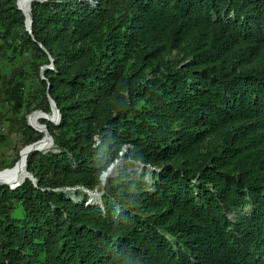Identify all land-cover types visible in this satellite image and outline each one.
<instances>
[{"label": "trees", "instance_id": "obj_1", "mask_svg": "<svg viewBox=\"0 0 264 264\" xmlns=\"http://www.w3.org/2000/svg\"><path fill=\"white\" fill-rule=\"evenodd\" d=\"M31 9L32 35L0 0V48L28 57L0 69V122L41 141L22 112L51 114L49 86L61 120L35 181L0 187V264H264V0Z\"/></svg>", "mask_w": 264, "mask_h": 264}, {"label": "rangeland", "instance_id": "obj_2", "mask_svg": "<svg viewBox=\"0 0 264 264\" xmlns=\"http://www.w3.org/2000/svg\"><path fill=\"white\" fill-rule=\"evenodd\" d=\"M87 1H90V0H87ZM1 45L2 44H0V47H1ZM27 58L28 57H22V55L19 51L14 53L12 50H9L7 48L6 49L0 48V69H2V71L8 76V75H10V73L13 70L17 69L18 67H20L22 65H25ZM31 115L32 114H30L27 111V109H24L22 112V117H27V120H29ZM7 118H8V116H6V115L1 116L0 128L2 130L3 135L6 137V144L1 147L0 155L3 156V159L7 163L10 164V163L15 162L16 159L18 158V156H20V158H21V152L23 150H21V152H20V149H21L22 145L24 144V139H23L22 135H18L14 132V130L11 128L10 122ZM43 121H45V120H43ZM56 125H58V124H56ZM33 130H35V129H33ZM53 149H54V147L51 150H53ZM51 150H49V151H51ZM49 151H47V152H49ZM47 152H42V153H47ZM124 164H125L124 161H121V164L119 167L123 166ZM138 169H139V172H141V173L143 172L142 167L138 166L137 170ZM118 170H119V168H118ZM118 170L111 177H117L118 176ZM111 177H109V178H111ZM103 184L104 185L106 184L105 180H103ZM78 190H81V189H78ZM75 192H76L75 190H69V195L73 196V198L75 200H77L78 198H77ZM86 192H88V194H89L90 203H97V202L101 203V199H102V192L101 191H99V192L98 191H94V192L86 191Z\"/></svg>", "mask_w": 264, "mask_h": 264}, {"label": "bare ground", "instance_id": "obj_3", "mask_svg": "<svg viewBox=\"0 0 264 264\" xmlns=\"http://www.w3.org/2000/svg\"><path fill=\"white\" fill-rule=\"evenodd\" d=\"M32 3V0H19V5L22 10L27 14V16L30 14V8ZM29 120L32 128L44 135V138L38 144V146L41 148V151L47 152L51 150L54 147V143L49 138L47 125L43 124L42 121L45 120L55 124V122L57 121L56 113L52 112L51 114L46 116L43 115L41 112H36L30 116ZM30 154L31 153H29L28 150H23V152L21 153V160L16 164L13 169H6L0 172V185L11 187L12 185L16 184H23L24 181L29 178L30 175L27 172V157ZM120 164L121 161L113 165L109 169V171L103 176V180L107 181V179L118 170Z\"/></svg>", "mask_w": 264, "mask_h": 264}, {"label": "water", "instance_id": "obj_4", "mask_svg": "<svg viewBox=\"0 0 264 264\" xmlns=\"http://www.w3.org/2000/svg\"><path fill=\"white\" fill-rule=\"evenodd\" d=\"M33 2H44V1H47V0H32ZM91 1V0H90ZM17 5H18V8H19V10H21L23 13H24V15L26 16V18H27V31L32 35L33 34V18H32V15H31V11H32V9L30 8V14L27 16V14L22 10V8L20 7V5H19V0H17ZM40 48L41 49H43L44 51H46L45 50V48L42 46V45H40ZM53 62V61H52ZM49 69V67L47 66V67H44V68H42V71H41V78H42V80L43 81H46V78H45V76H44V72L46 71V70H48ZM49 91H50V86L48 87V99H49V102H50V105H51V110H52V112H55L56 113V116H57V121L55 122V124H59V122H60V120H61V115H60V111H59V109L57 108V105H56V103H55V101L50 97V95H49ZM36 112H41L43 115H46V116H48V114H46V113H44V112H42V111H36ZM36 112H34V113H36ZM34 113H32V114H34ZM47 122H49V121H47ZM51 123V122H50ZM28 125L30 126V127H32L31 126V124H30V120H28ZM48 133H49V129H48ZM49 138L52 140V142L54 143V141H53V138H52V136L50 135V133H49ZM41 141H39V142H37V143H34V144H32V145H30V146H27V147H25L23 150H28L29 151V153H37V152H42L41 151V148L38 146V144L40 143ZM23 152V151H22ZM21 152V153H22ZM30 176H29V178L31 179V180H34V178H33V176L31 175V174H29ZM105 175V174H104ZM103 179V178H102ZM35 181V180H34ZM22 184H16V185H12L11 187H10V189L11 190H15V189H17L18 187H20ZM1 186H4V185H0V187Z\"/></svg>", "mask_w": 264, "mask_h": 264}, {"label": "built area", "instance_id": "obj_5", "mask_svg": "<svg viewBox=\"0 0 264 264\" xmlns=\"http://www.w3.org/2000/svg\"><path fill=\"white\" fill-rule=\"evenodd\" d=\"M88 193V192H87Z\"/></svg>", "mask_w": 264, "mask_h": 264}]
</instances>
